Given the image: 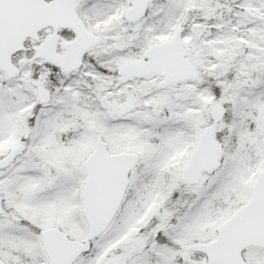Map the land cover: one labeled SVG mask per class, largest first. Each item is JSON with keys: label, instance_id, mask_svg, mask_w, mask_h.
Instances as JSON below:
<instances>
[{"label": "snow or ice", "instance_id": "snow-or-ice-1", "mask_svg": "<svg viewBox=\"0 0 264 264\" xmlns=\"http://www.w3.org/2000/svg\"><path fill=\"white\" fill-rule=\"evenodd\" d=\"M0 264H264V0H0Z\"/></svg>", "mask_w": 264, "mask_h": 264}]
</instances>
